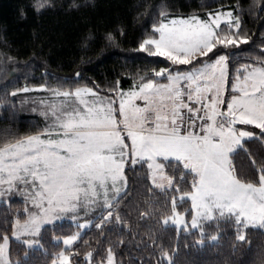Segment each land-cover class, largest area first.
Segmentation results:
<instances>
[{"label": "snow or ice", "instance_id": "6c2138e0", "mask_svg": "<svg viewBox=\"0 0 264 264\" xmlns=\"http://www.w3.org/2000/svg\"><path fill=\"white\" fill-rule=\"evenodd\" d=\"M50 2L34 0L33 7L39 12ZM159 15L139 49L166 57L172 65H187L188 70L161 68L155 75L166 73L167 83L141 77L142 82L127 92L109 89L116 94L118 107L112 96H102L87 85L64 88L58 84L48 89L53 101L42 113L45 127L0 144V197L14 189L26 197L24 219L18 214L11 225L13 237L38 236L45 223L68 213L77 221L76 213L97 208V229L113 221L125 223L121 215L122 200L129 195L125 171L144 165L155 188L173 189L180 192L181 202L190 200V209L184 212H190V227L200 228L201 235L202 225L214 220L234 222L239 241L245 240L242 228H264V163L257 167L256 182L241 178L233 163L245 138L264 141V56L236 69L230 98L225 99L230 61L223 49L250 39L232 31L240 29V17L231 9L209 12L207 19L195 14L169 18L163 10ZM108 39H113L111 33ZM20 91L29 89H16L10 95ZM248 125L260 130L258 136L243 127ZM252 163L257 165L255 159ZM166 166L173 175L165 171ZM189 175L190 190L181 191L179 184L187 183ZM170 211L178 228L189 227L177 210L175 196ZM150 214L142 211L140 216ZM168 220L164 217L165 225ZM90 223L87 219L77 222V228ZM80 236L79 231L65 236L63 244L71 245ZM0 240V264H12L7 259L9 235L4 233ZM26 243L31 247L40 242ZM71 255L62 249L51 264H71ZM107 264H114L110 247Z\"/></svg>", "mask_w": 264, "mask_h": 264}, {"label": "trees", "instance_id": "16d2710c", "mask_svg": "<svg viewBox=\"0 0 264 264\" xmlns=\"http://www.w3.org/2000/svg\"><path fill=\"white\" fill-rule=\"evenodd\" d=\"M260 1L51 0L49 6L38 12L33 7L34 0H0V60L11 63L14 67L10 70L16 75L18 69H22L23 75L30 68V83L34 84L46 79L64 83L77 79L99 88L129 90L139 85L141 77L149 79L161 68L175 69L166 57L149 55L139 49L140 42L152 33L154 19L162 10L169 15L187 16L232 9L241 16L239 34L248 36L250 41L257 38L251 44L255 49L250 44L241 46V42L235 51L247 53L249 57L252 54V59L264 56V5ZM109 33L112 40L108 39ZM223 51L229 54L230 50ZM229 61L231 79L234 64L230 58ZM23 82L19 81L21 85ZM34 117L13 115L7 109L0 111V144L11 137L36 132L41 116ZM252 131L258 136L259 130ZM233 163L241 178L258 181L257 167L264 163V141L246 138L243 147L233 156ZM165 171L173 175L167 166ZM125 174L129 184V195L121 204L125 223L117 225L113 221L97 229V208L90 214L84 213L82 217H89L92 223L83 229L77 228V222L82 224L83 218L46 224L38 236L37 248H30L11 235V225L17 215L24 219L23 201L17 196L1 201L0 236L9 235V261L51 264L63 249V237L80 231L81 236L71 249L65 248L72 251L71 258L76 264H86L89 251L93 253L91 264H101L107 259L109 247L116 264H264V228L249 226L244 231V241L238 240L235 223L224 220L206 222L202 225L204 235L200 228H178L171 219L172 197L177 198V210L188 221L191 214L184 209H190V200L181 202L180 192L173 189L165 192L155 188L146 165L136 166L134 170L126 168ZM174 175L178 180L179 174ZM190 184L189 175L187 183L180 182L181 191L190 190ZM142 211L151 214L141 218ZM166 216L169 217L167 225Z\"/></svg>", "mask_w": 264, "mask_h": 264}, {"label": "rangeland", "instance_id": "374dc122", "mask_svg": "<svg viewBox=\"0 0 264 264\" xmlns=\"http://www.w3.org/2000/svg\"><path fill=\"white\" fill-rule=\"evenodd\" d=\"M260 2L262 3V5H264V0L263 1L261 0ZM228 10L229 9H219V10H212L210 12L228 11ZM232 11L234 12V15L235 16H239V15H237L236 11H234V10H232ZM207 13H209V12H206L203 15L202 14L195 13V15L201 16L202 19H207L208 18L207 17ZM191 15H194V14H191ZM191 15H187V16L186 15H180V14H177V15H169V18H174V17H188V16H191ZM239 17H240V21H241V16H239ZM159 20H160V15L158 14V16L154 19V23H158ZM241 25H242V23H241ZM221 27L222 28H226L227 25L224 22H222ZM151 31H153L152 26H151ZM232 31L235 32V31H238V30L232 29ZM255 39H257V38H255ZM255 39L253 41H250L251 40L250 39V40L247 41V43L242 42L241 46H244L245 44H250L251 45L253 42H255ZM251 46L254 49L256 48L253 45H251ZM240 48H242V47H240ZM257 48H259V47L257 46ZM227 49L230 50L228 55H229V58H230L231 62L234 64V65H232V70H233V73H232V76H231V80H232L233 77L236 75V69L239 68V66L242 65V64H245V63L251 64V63H253V60L256 58V56H255L254 59H252L251 58L252 57V54H251L250 57L247 55V53L246 54H243V55H242V53L239 54V53H237L235 51L236 46H232V45L228 46ZM243 60H247V61H243ZM248 61H250V62H248ZM171 66H172V68H175V69L172 70L170 68H167L170 71H175V70L185 71L186 69L189 68V66H187V65H172L171 64ZM13 67L14 66H12L11 63L9 64V63L5 62L4 59L0 60V108H1L0 111H4L5 109H7L13 115H16V114L17 115H20V114H23L24 115L25 114L26 116H31V118L34 117V116H37V117L38 116L39 117L41 116L40 118L38 117L40 119V121H38L36 123V127L39 128V129L37 128V131H39V130H41V129H43L45 127L46 121H45V118L42 115V113L46 110L47 105L50 104L53 101L52 93L48 89H50L52 87H55L58 84L59 85H62L64 88H69V87L75 88L77 86L87 85L88 87H92L94 90L98 91L100 93V95H102V96H112V98L116 100V106L118 107V99L116 97V94L110 92L109 89L99 88L97 86L84 84L83 82H80L77 79H74L73 81H68V82H65V83H64V81H60L58 79L57 80H54V79L53 80L46 79L44 81L41 80L40 83L34 84V83H30L31 82L30 81V74L31 73L29 72L30 68L27 69L26 71H24L23 72V75H22V69H18V74L16 75L14 73V70H12V71L10 70V68L13 69ZM13 73H14V75L11 76L10 74H13ZM16 73H17V71H16ZM15 78H17V79H15ZM164 78H162V76L161 77H156V75H155V76H152L149 79H156V81L163 80L162 83H166V81H164ZM21 80L22 81H25V82H23L22 85L19 83V81H21ZM26 81L29 82V83L27 84ZM141 82L142 81L140 80L139 81V84ZM24 83H25V85H24ZM41 84H45L47 87L44 88V89H41L39 87V85H41ZM20 85H21V87H20ZM24 88H28L29 91H26V92L25 91L17 92V94H16L15 97H12L10 95V93L13 92V91H15L16 89H24ZM117 90H122V89H118L117 88ZM124 91L127 92L128 90H124ZM225 99H227V98H225ZM137 102L140 103V101H137ZM33 121L36 122L37 119H35V117H34L33 118ZM237 127H239V126L237 125ZM240 127H241V125H240ZM243 127H245V129L248 130V131H252L253 128H254V130H259V129H256L255 126H253V125H248V126H243ZM30 134H32V133H30ZM27 135H29V134H27ZM23 136H25V135H23ZM12 138H14V137H11V139ZM4 142L5 141H3L2 143H4ZM20 187L23 188L22 185H20ZM7 195L8 196L1 197L0 199H7L6 201H8L11 197L17 196L18 198H20L23 201V204H25L26 197L23 194V192L16 191L14 189L11 193H8ZM1 201H5V200H0V202ZM28 207L31 208V203L30 202L28 204ZM98 211H99V209H98ZM84 213H85L84 211H80V212L76 213L77 220H79V218L80 219L83 218L82 219L83 222L81 221L82 224L84 223V220L85 219H87L89 221H92V219H88L89 217L88 218L82 217V216H85L86 213L85 214ZM87 214H90V211ZM98 215H100V213H98ZM71 217H72V213H70V214L68 213V214H65L62 218H60L58 220H62V219H66V218H71ZM54 222H51V223H54ZM46 224H48V223H45L43 226H45ZM42 227H41V229H42ZM189 227H190V221H189ZM244 231H245V229L242 228L241 229V232L243 234H244ZM38 236H32V235L25 234V235L21 236L20 239H17V238H15L13 236L12 237L14 239L24 241L26 243L27 240H38ZM0 242H2V240H0ZM75 242L76 241H74L71 245H67V246L63 244V249L66 250V252L72 253V251H67V249H65V248H68V250L71 249V247L73 246V244ZM39 246H40V243H39V245H32L30 248H37ZM8 250H9V244H8ZM72 255H73V253H72ZM72 255L70 256L71 264H76L72 260V258H71ZM87 258H88V260H87L86 264H91V257H88L87 256ZM7 259L9 260L8 252H7ZM113 259H114V264H116V261H115L114 256H113ZM103 264H107V259L105 261H103Z\"/></svg>", "mask_w": 264, "mask_h": 264}, {"label": "crops", "instance_id": "0c3cea01", "mask_svg": "<svg viewBox=\"0 0 264 264\" xmlns=\"http://www.w3.org/2000/svg\"><path fill=\"white\" fill-rule=\"evenodd\" d=\"M186 70H188V69H186ZM176 71V70H175ZM166 73H165V75L163 74V76H162V78H164V77H166ZM162 81L163 80H161V81H157V82H159V83H162ZM164 81H166V83H167V80H166V78H164ZM230 82H232V80L230 79V70H229V77H228V83L226 84V86H225V92H224V96H225V98H230V95H231V92H232V89H231V83ZM140 103H142L141 101H140ZM239 127H240V125H238ZM10 195V194H9ZM5 196H8L7 194L5 195ZM1 198V197H0ZM0 200H7V199H0ZM70 214V213H69ZM58 221V220H57Z\"/></svg>", "mask_w": 264, "mask_h": 264}]
</instances>
